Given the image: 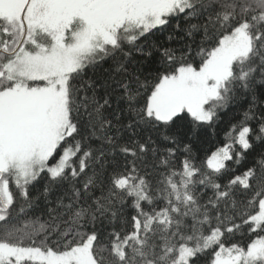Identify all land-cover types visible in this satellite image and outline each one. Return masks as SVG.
Returning a JSON list of instances; mask_svg holds the SVG:
<instances>
[{
  "label": "snow or ice",
  "instance_id": "obj_1",
  "mask_svg": "<svg viewBox=\"0 0 264 264\" xmlns=\"http://www.w3.org/2000/svg\"><path fill=\"white\" fill-rule=\"evenodd\" d=\"M0 264H264V0H0Z\"/></svg>",
  "mask_w": 264,
  "mask_h": 264
}]
</instances>
